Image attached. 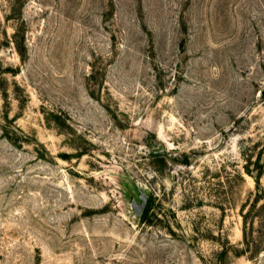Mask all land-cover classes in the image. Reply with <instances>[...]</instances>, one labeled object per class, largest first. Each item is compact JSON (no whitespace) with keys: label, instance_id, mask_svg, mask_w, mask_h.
<instances>
[{"label":"rangeland","instance_id":"374dc122","mask_svg":"<svg viewBox=\"0 0 264 264\" xmlns=\"http://www.w3.org/2000/svg\"><path fill=\"white\" fill-rule=\"evenodd\" d=\"M257 189L264 0H0V264H264Z\"/></svg>","mask_w":264,"mask_h":264},{"label":"trees","instance_id":"16d2710c","mask_svg":"<svg viewBox=\"0 0 264 264\" xmlns=\"http://www.w3.org/2000/svg\"><path fill=\"white\" fill-rule=\"evenodd\" d=\"M262 197L264 199V195H263L262 191L257 189L253 204H255V202H258L260 200V198H262ZM148 204H149V201H148V198H146V200L143 203L142 208H141V210L139 212L140 218H143L144 215L147 213ZM254 209H255V207L253 208V211H254ZM253 211H249V212H251V214H252ZM254 217H256V216H252V218H254ZM245 237L246 236L244 234V238ZM245 246L247 247L248 250L253 251L254 253H257L259 251V249H260L259 246L254 244L253 242H245Z\"/></svg>","mask_w":264,"mask_h":264}]
</instances>
